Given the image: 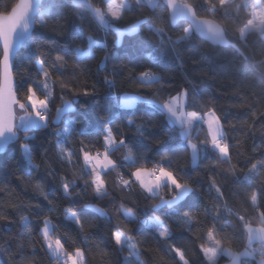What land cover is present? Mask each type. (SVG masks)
Returning a JSON list of instances; mask_svg holds the SVG:
<instances>
[{"label": "trees", "instance_id": "obj_1", "mask_svg": "<svg viewBox=\"0 0 264 264\" xmlns=\"http://www.w3.org/2000/svg\"><path fill=\"white\" fill-rule=\"evenodd\" d=\"M16 1L0 0V14L7 13ZM128 1L133 5L132 10L125 11L123 19L116 21L113 27L123 28L138 21L147 23L141 24L135 33H125L119 43L113 28L99 27L88 13L74 6L73 0H56L51 12L43 18L47 26L42 27L39 19L34 25L32 34L38 49L33 45L34 54L30 55L22 46L15 57V83L25 90L19 94L21 102L27 86L42 79L38 60H43L44 69L52 74L50 87L54 83L49 105L51 117L62 98L76 99V107L87 116V120L77 125V130L90 129L93 134L74 136L66 145L76 153L71 165L62 160L56 150L55 133L63 125L50 124L45 129L23 132L20 141L12 142L0 154V264H56L44 245L40 229L47 216L64 219L73 213L82 220L83 229L70 218L65 222L73 226V236L69 237L57 228L55 233L69 251L76 247L84 250L85 264H123L128 251H118L112 240L111 234L117 228L135 237L143 264H183L171 250L173 246L184 252L189 264H204L200 245H208L209 230L215 232V238L223 247L239 251L246 244V233L239 217L257 224L259 213L264 212V167H258L259 175L252 180L244 179L253 163H264V37L258 31H250L243 40L239 39V27L251 18L247 10L237 16L234 8L226 6L231 15L225 16L218 0H188L197 9L198 16L210 17L221 24L227 38L237 47L212 45L194 32L190 39L175 44L183 36V29L188 27L185 21L172 25L162 0L155 9L147 5L136 6L134 0ZM48 3L49 0L42 1L45 7ZM93 3L104 7L105 0H93ZM213 3L217 6L215 12L209 10ZM247 3L250 10L254 0H247ZM149 24L164 29L163 43L160 36L149 31ZM81 32L85 38L91 35L97 44L105 47L95 48L93 59L76 64L73 62L75 48L79 46L86 50V39L79 38ZM156 48L162 50L163 56L153 61L149 53ZM57 54L63 55L66 63L60 66L57 62V67L53 68ZM148 69L161 80L144 87L136 82V78ZM106 79L116 84L111 90L112 96L127 92L148 99L157 94L166 99L187 89L185 111L203 114L214 109L220 117L229 145L227 162L210 152L201 155L193 164L189 151L177 153L172 163L181 182H187L194 189L177 209L181 213L190 212L191 223L182 224L170 219L165 215L170 211L167 207L153 210L152 205L158 201L146 199V194L139 188L121 191L116 186L118 173L128 178L134 169L118 167L117 171L107 173L104 179L108 195L104 198H98L93 188L79 178L84 165L81 139L90 148L95 144L93 151L102 150V138L94 132L97 128L102 129L109 119L115 118L113 131L118 138L120 135L125 137L134 151L144 157L142 162L148 167L159 159L160 153L182 143L179 127L170 125L164 113L143 103L133 109L118 108L109 96ZM85 90L93 94L85 96ZM37 95L43 98L40 91ZM130 118L135 120L131 127L127 125ZM136 124L144 125L147 138L137 136ZM206 133L204 124H196L191 130L193 142L203 141ZM24 136L32 139L25 141ZM157 140L160 143H156ZM21 143H27L32 151V165L22 160ZM125 155L126 149H121L111 158L119 166L124 163ZM65 181H75L70 188L71 195L64 193L62 184ZM213 182L222 195L217 193ZM41 189L47 200L41 195ZM254 192L259 195L257 209L250 202ZM162 195L169 198L166 190ZM86 204L101 207L107 217L87 210ZM124 210L130 211L136 219L127 221ZM25 217L27 227L22 223ZM149 217H159L170 228L171 237L167 240L158 237L145 223ZM227 259L229 257H221L219 263Z\"/></svg>", "mask_w": 264, "mask_h": 264}, {"label": "snow or ice", "instance_id": "obj_2", "mask_svg": "<svg viewBox=\"0 0 264 264\" xmlns=\"http://www.w3.org/2000/svg\"><path fill=\"white\" fill-rule=\"evenodd\" d=\"M160 0H135L136 6H144L155 9ZM165 6L171 10L170 22L176 25L180 20L189 21V27L183 29V36L179 37L175 44H181L185 40L190 39L193 32L199 33L208 37L214 43L227 44L226 33L223 28L212 20L202 18L197 15V9L188 2V0H163ZM207 2V0H205ZM56 0H49L48 6L42 4V0H19L11 12L7 14H0V48H2V59H0V151H3L5 146L10 142H18L21 139L20 134L29 130H39L48 128L50 124L57 126L63 125L60 131L55 133L56 136V150L62 160H66L68 164H72L76 153L70 148L66 147L74 136L85 137L92 135L90 129L77 130V125L87 120V116L80 112L76 107L78 101L76 99L66 100L62 98L59 107L56 108L55 117L50 115L49 105L52 103L53 88L49 85L51 73L45 70L43 60H38L40 68L41 80H34L26 88L24 101L21 102L19 94L23 86L17 87L13 74L12 64L13 57L17 48L23 46L32 53V46L38 45L33 38V26L37 19L42 27L47 26V22L43 19L44 16L51 12ZM74 6L83 9L84 13H88L99 25V27L107 30L113 28L116 21L123 19L125 11L132 10V3L124 0L123 3H117L116 0H105L104 7H98L93 3V0H73ZM219 8L225 10V16H230L226 6L234 8L236 15L245 10L251 18L246 19V23L238 29L239 39L243 40L250 31H258L264 37V0H257V3L252 5L249 10L247 0H218ZM203 6V5H202ZM209 10L215 12L217 10L216 4H211ZM108 17H111L109 19ZM83 19V13H81ZM147 21H138L125 29L113 28L117 33V37L123 36L125 33L132 34L138 31L141 24ZM149 31L160 36L161 43H163V36L165 31L163 28H156L149 24ZM80 39H86V50L77 46L75 48V55L73 62L76 64L82 63L86 60L94 58V49L97 47H105L97 44L95 39L89 35L86 38L83 32L79 33ZM169 40L171 38L169 37ZM163 52L160 48L154 49L149 53V58L153 61L162 58ZM108 57H105V62ZM57 62L60 66L66 63L63 55L57 54L55 62L52 64L53 68L57 67ZM104 62H102L103 65ZM161 77L151 71V69L140 72L136 78V82L144 87H150L153 84H158ZM109 89V96L115 100L116 106L121 109H133L137 104L143 103L152 110H158L164 113L167 117V122L170 125L178 126L180 135L183 138L182 143L173 149H168L160 153L159 159L152 162V166H146L144 157L134 151L133 146L126 142L123 135L119 138L117 133L113 131L115 118L109 119L102 129H95L94 134L101 137L103 144L101 149L95 148L92 144L90 148L85 141L81 139L80 152L83 157L84 165L80 170V179H84L85 185L93 188L98 198H104L108 195L104 176L111 172L117 171L118 167H125L134 169L129 172L128 178L123 174L118 173L116 186L121 191H133L134 188H139L142 194H146V199L158 201L152 205L153 210L167 207L170 211L165 213L170 219H175L178 223L189 224L192 221L191 213L184 211L179 212L178 206L189 196L194 189L187 183L181 182V176L177 170L172 168L173 160L177 153L190 151L191 159L195 164L201 155L208 153H216L225 162L229 159V145L225 140L223 126L220 117L216 114L214 109H209L207 112L201 114L197 111H185L184 101L188 96L187 89L183 90L176 96H169L162 98L154 94L152 98L148 99L139 94L127 93L123 95L116 94L112 96V89L116 87L113 81L105 80ZM63 87V85H62ZM37 91L43 95L41 99L37 95ZM85 90L83 95H92ZM74 95H79L74 93ZM19 113V114H18ZM151 114L150 112L148 113ZM207 125L206 137L203 141L193 142L191 137L192 128L198 124ZM135 124L134 119H128L127 125L131 127ZM136 133L140 138H147L146 131L143 124H136ZM119 129H117V132ZM32 137L24 136L23 140L29 141ZM156 143H160L159 140ZM126 149L124 156V163L117 165L111 156L114 152ZM22 160L32 165L33 154L29 149L27 143L20 144ZM258 167H264V163H253L244 179L250 181L259 175ZM75 181L69 183L65 181L62 184L65 195H71L70 188L73 187ZM213 187L215 182H213ZM165 190L169 198L162 195ZM217 193L221 194L219 187H216ZM41 195L47 200V195L41 189ZM259 195L253 193L250 202L254 209H257ZM50 202V201H49ZM123 207V206H122ZM101 216H106L102 209L94 208ZM229 214H232L229 211ZM124 218L127 221H134L136 217L128 210L123 212ZM74 223L83 229V222L75 213L70 217ZM239 219L243 222V228L246 233V244L243 251H233L231 248L223 247L220 240L215 238V232L209 230L207 239L210 242L209 246L205 244L200 245V250L203 253L204 264H219L221 257H229L230 264H251L249 257L259 256V264H264V212H260L258 216V227H253L250 222L245 220V217L240 216ZM24 227H27V218L22 219ZM146 224L158 235V237L165 240L171 237V230L165 226L159 217H149ZM55 225L49 219L43 221V227L40 229L44 245L50 256L55 260L56 264H85V252L82 248L76 247L69 251L65 244L62 243L60 236H55ZM112 240L117 246V250L123 253L126 249L127 256L123 258V264H143L140 260L139 244L135 237L117 228L112 232ZM258 244L259 247H253ZM179 256L183 264H189L185 259V254L181 249L173 246L171 249Z\"/></svg>", "mask_w": 264, "mask_h": 264}, {"label": "water", "instance_id": "obj_3", "mask_svg": "<svg viewBox=\"0 0 264 264\" xmlns=\"http://www.w3.org/2000/svg\"><path fill=\"white\" fill-rule=\"evenodd\" d=\"M42 1H43V0H42ZM162 1H163V0H162ZM16 3H19V0H17ZM16 3H15V4H16ZM15 4H14V5H15ZM14 5H13V6H14ZM13 6H12V7H13ZM12 7H11V9H10L7 13L11 12ZM7 13H1V14H7ZM168 13H169V18H170V13H171V10H170V9H168ZM199 17H202V16H199ZM202 18H207V19H209V20H212L214 23L218 24L221 28H223V26H222L221 24H219L216 20H214V19H212V18H210V17H202ZM180 21H185V22L188 24V26H189V21H187V20H180ZM223 29H224V28H223ZM33 30H34V26H33ZM32 33H33V31H32ZM194 33H195V32H194ZM195 34H196L197 36H199L201 39L207 41L208 43H210V44H212V45L217 44V43H214L211 39H209V38L206 37V36H203V35H201V34H199V33H195ZM226 39L228 40V43H227V44H217V45H221V46H228V45H229V46H232V47H235V48L237 47L236 44H235L234 42L230 41V40L227 38V36H226ZM21 47H22V46H21ZM21 47L17 48L16 53H15V55H14V57H13V63H14L15 57H16L18 51L21 49ZM0 49H1V56H0V59H2V48H0ZM11 70H12V74H13V64H12V69H11ZM13 78H14V75H13ZM14 81H15V78H14ZM55 110H56V109H55ZM55 114H56V111H54V115H53L52 118L55 117ZM53 125H55V124H53ZM179 135H180V130H179ZM180 138H181V140L183 141V138L181 137V135H180ZM11 143H12V142H10L9 144H7V145L5 146V148H4V150H3V151H0V154L3 153ZM84 208H86L87 210H90V211L96 213V214L99 215L100 217H105V216H101L98 212H96V211L94 210V208L102 209L101 207H99V206H97V205H95V204H86V205L84 206ZM102 210H103V209H102ZM103 211H104V210H103ZM104 212H105V211H104ZM105 213H106V212H105ZM106 217H107V215H106ZM243 250H244V248L241 249V250H239V251H237V252H240V251H243ZM248 259L251 260V261H253V262H255V264H259V256L249 257ZM219 264H230V259H227L226 261L221 262V263H219Z\"/></svg>", "mask_w": 264, "mask_h": 264}, {"label": "rangeland", "instance_id": "obj_4", "mask_svg": "<svg viewBox=\"0 0 264 264\" xmlns=\"http://www.w3.org/2000/svg\"><path fill=\"white\" fill-rule=\"evenodd\" d=\"M135 1V0H134ZM117 3H123L124 2V0H121V1H116ZM129 2V1H128ZM257 3V0H254V4H256ZM253 4V5H254ZM137 22H135V23H132L131 25H133V24H136ZM131 25H129V26H126V27H123V28H119V29H125V28H128V27H130ZM189 27V26H188ZM113 28H117V27H113ZM122 37V36H121ZM121 37H117V33H116V42L117 43H119L120 42V40H121ZM42 99V98H41ZM19 114V113H18ZM205 125V127H206V129H207V125L206 124H204ZM71 216V215H70ZM45 219H49L50 221H51V223L53 224V225H55V227L58 229V230H60V231H62L64 234H66V235H68L69 237L71 236H73V234H74V229H73V226L70 224H66V220L68 221V220H70V218H64V219H58V218H54V217H49V216H47V217H45L44 218V220ZM43 220V221H44ZM253 227H258L259 226V224L257 223V224H251ZM42 227H43V225H42ZM41 227V228H42ZM54 235L55 236H58L56 233H54ZM209 244H210V242H208V245L207 246H209ZM253 247H259V245L258 244H254L253 245ZM50 254V253H49ZM258 256V255H257Z\"/></svg>", "mask_w": 264, "mask_h": 264}]
</instances>
